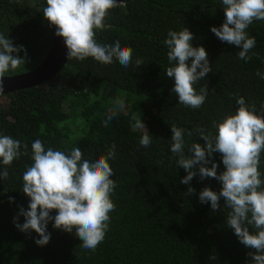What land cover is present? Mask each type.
<instances>
[{
    "label": "trees",
    "instance_id": "trees-1",
    "mask_svg": "<svg viewBox=\"0 0 264 264\" xmlns=\"http://www.w3.org/2000/svg\"><path fill=\"white\" fill-rule=\"evenodd\" d=\"M224 20L221 0H118L96 40L102 45L119 40L122 47H130L133 58L127 68L115 59L111 64L93 58L68 60L43 84L0 94V135L19 140L22 153L11 166L0 163V172L5 167L9 172L7 179L0 178V264H252L247 254L255 250L245 247L227 226L230 209L224 207L225 200L221 198L216 211L199 199L205 187L219 192L221 182L202 180L196 166L190 182L195 194L187 195L189 185L180 181L188 173L170 151L172 125L185 130L184 152L189 156L193 143L205 145L197 127L214 135L213 121L234 114L238 97L249 106L255 104L257 114L264 113V79L257 76V71L264 73V21L246 29L256 46L248 53L251 60L244 61L237 58L241 47L222 42L211 31ZM184 28L194 35L193 47L206 49L212 68L194 85L198 93L208 88L198 109L179 104L171 91L174 78L166 76L175 62L170 64L164 41L169 30ZM54 30L34 5L0 0V33L14 46L23 45L28 55L26 64L5 75L38 66L51 47ZM136 59L143 65L136 66ZM133 117L146 128L134 129ZM147 131L152 142L144 148L139 140ZM37 139L46 149L65 153L79 147L90 162L106 156L115 144V159L109 163L117 185L111 196L116 208L95 252L82 249L75 229H56L54 221L48 223L51 239L45 246L35 243L40 238L35 231L25 233L15 226L16 217L21 225L25 222L20 208L28 210L30 203L22 192V178L33 163L31 144ZM211 159L219 165L218 174L225 171L220 153ZM259 170L264 180V154ZM249 230L255 232L251 226Z\"/></svg>",
    "mask_w": 264,
    "mask_h": 264
},
{
    "label": "clouds",
    "instance_id": "clouds-1",
    "mask_svg": "<svg viewBox=\"0 0 264 264\" xmlns=\"http://www.w3.org/2000/svg\"><path fill=\"white\" fill-rule=\"evenodd\" d=\"M225 20L220 27L213 26L211 31L222 42L241 47L237 54L240 60H251L248 55L256 46V39L249 38L246 29L257 20L264 21V0H221ZM118 0H46L42 9L43 16L55 35L62 37L67 47V59L84 61L93 58L101 64H111L114 59L127 68L132 63L133 50L122 47L119 40L113 44L102 45L96 40V32L105 28V19L117 6ZM193 33L184 28L180 31L169 30L164 44L169 49L167 58L174 66L166 70V76L174 78L171 90L178 96L179 104L198 109L203 106L208 88L199 93L194 85L212 71L208 53L203 46L193 47ZM24 52V58L19 56ZM15 53L16 55H13ZM191 60L189 66L188 61ZM28 62L27 50L23 45L14 46L13 41L0 33V92L4 91L3 77L9 71H16ZM136 66L143 65L136 59ZM264 79V73L257 71ZM238 105L234 114L222 121H213L216 133L206 132L204 128L195 130L203 138L205 145L193 143L186 156L185 130L171 126L172 144L170 151L178 156V165L188 173L181 181L188 184L187 195L195 194L190 182L197 175L193 169L199 166L200 178H214L221 182L219 192L205 187L199 193L201 203H209L213 210H220V200H225L227 226L234 230L239 241L250 251L247 255L252 264H264V180L259 170L261 156L264 154V113L257 114L256 105H247L243 97L236 100ZM264 109V105H261ZM134 129L146 128L143 121L133 117ZM188 136L193 132L188 131ZM150 135L145 132L139 145L147 148L151 144ZM25 149L28 148L24 144ZM115 144L106 156H100L94 162L83 159L79 147L70 152L45 148L41 140L31 144L33 163L23 173L22 192L30 198L28 210L20 208L19 215L25 222L14 224L21 232L35 231L39 239L38 246L50 242L47 231L50 221L53 227L75 234L82 240L80 245L85 251L95 252L104 241L109 229L110 213L116 208L111 199L116 182L109 160L115 159ZM21 142L9 135H0V163L11 166L22 153ZM220 153L225 171L218 174L219 165L211 157ZM26 154V153H24ZM211 164V167L207 165ZM7 167L0 172V178L7 179ZM10 201L14 198L10 197ZM56 211V215L51 213ZM249 226L255 229L250 232Z\"/></svg>",
    "mask_w": 264,
    "mask_h": 264
},
{
    "label": "water",
    "instance_id": "water-1",
    "mask_svg": "<svg viewBox=\"0 0 264 264\" xmlns=\"http://www.w3.org/2000/svg\"><path fill=\"white\" fill-rule=\"evenodd\" d=\"M55 31L51 47L44 60L29 71L5 75L3 77L4 91L0 92V94L38 86L62 70L68 61L67 47L63 38L55 35Z\"/></svg>",
    "mask_w": 264,
    "mask_h": 264
},
{
    "label": "rangeland",
    "instance_id": "rangeland-1",
    "mask_svg": "<svg viewBox=\"0 0 264 264\" xmlns=\"http://www.w3.org/2000/svg\"><path fill=\"white\" fill-rule=\"evenodd\" d=\"M18 1L32 4L35 7H37V9L40 11H42L44 6H47L46 0H18ZM4 100H5V97L1 101L4 102Z\"/></svg>",
    "mask_w": 264,
    "mask_h": 264
}]
</instances>
